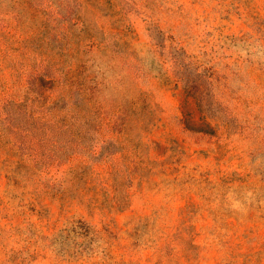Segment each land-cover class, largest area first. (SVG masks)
Masks as SVG:
<instances>
[{
  "label": "rangeland",
  "instance_id": "rangeland-1",
  "mask_svg": "<svg viewBox=\"0 0 264 264\" xmlns=\"http://www.w3.org/2000/svg\"><path fill=\"white\" fill-rule=\"evenodd\" d=\"M0 264H264V0H0Z\"/></svg>",
  "mask_w": 264,
  "mask_h": 264
}]
</instances>
